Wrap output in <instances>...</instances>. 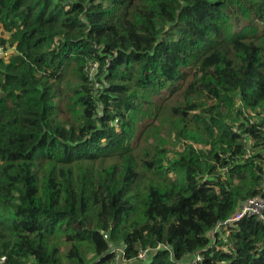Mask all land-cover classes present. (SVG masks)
I'll use <instances>...</instances> for the list:
<instances>
[{"label":"trees","instance_id":"obj_1","mask_svg":"<svg viewBox=\"0 0 264 264\" xmlns=\"http://www.w3.org/2000/svg\"><path fill=\"white\" fill-rule=\"evenodd\" d=\"M0 30L5 264H264L255 218L212 238L264 181V0H0Z\"/></svg>","mask_w":264,"mask_h":264},{"label":"built area","instance_id":"obj_2","mask_svg":"<svg viewBox=\"0 0 264 264\" xmlns=\"http://www.w3.org/2000/svg\"><path fill=\"white\" fill-rule=\"evenodd\" d=\"M3 54H4V51L0 47V57ZM97 67L98 65L96 63L91 65V68L88 72L89 81H93L94 76L97 73ZM98 87H99L98 84L94 86V88H98ZM251 217L255 218L256 220L264 224V181L262 183L260 193L242 202L239 205L237 211L229 219H227L223 223H220L215 228L214 232L212 233L213 235L212 238L214 237L215 232H218L219 229L221 228L227 229L228 227H232L238 221L244 218H251ZM158 248L168 249V251H172L171 248H168L163 245H158ZM151 252H152L151 250H145V251L140 250L137 255V260L143 263L146 262L147 256H149ZM123 255H124L123 248L122 247L117 248L115 251V257L118 258L120 256L121 261H122L121 264H123V259H122ZM198 259L199 257H197L196 260ZM0 264H5V257H0Z\"/></svg>","mask_w":264,"mask_h":264},{"label":"rangeland","instance_id":"obj_3","mask_svg":"<svg viewBox=\"0 0 264 264\" xmlns=\"http://www.w3.org/2000/svg\"><path fill=\"white\" fill-rule=\"evenodd\" d=\"M1 31V30H0ZM4 36H6V38L8 37V35L7 34H5L4 33ZM9 52H13V49L12 48H10V50H9ZM250 116H253V115H250ZM263 117H264V112L263 113H259V114H257V115H254L253 117H250V121H252V122H259L260 120H262L263 119ZM223 229H221V232L222 233H225V231H222ZM225 235V234H224ZM126 263H128L127 261L125 262V261H123V264H126ZM136 262L135 261H133V262H131V264H135Z\"/></svg>","mask_w":264,"mask_h":264},{"label":"crops","instance_id":"obj_4","mask_svg":"<svg viewBox=\"0 0 264 264\" xmlns=\"http://www.w3.org/2000/svg\"><path fill=\"white\" fill-rule=\"evenodd\" d=\"M4 37H6V36H4Z\"/></svg>","mask_w":264,"mask_h":264}]
</instances>
